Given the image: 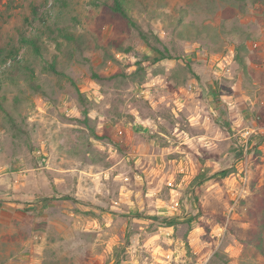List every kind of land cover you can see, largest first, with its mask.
Returning a JSON list of instances; mask_svg holds the SVG:
<instances>
[{
  "label": "rangeland",
  "instance_id": "374dc122",
  "mask_svg": "<svg viewBox=\"0 0 264 264\" xmlns=\"http://www.w3.org/2000/svg\"><path fill=\"white\" fill-rule=\"evenodd\" d=\"M130 8L0 0V264H264V0Z\"/></svg>",
  "mask_w": 264,
  "mask_h": 264
},
{
  "label": "trees",
  "instance_id": "16d2710c",
  "mask_svg": "<svg viewBox=\"0 0 264 264\" xmlns=\"http://www.w3.org/2000/svg\"><path fill=\"white\" fill-rule=\"evenodd\" d=\"M106 1L114 12L119 13L132 25L137 26L136 19L134 18L135 16L131 13V0ZM140 31L147 44L150 45V41L147 35L142 30ZM60 35L70 41H76L78 39L70 26L62 27ZM24 41L34 45L37 50L36 41L33 38H25ZM152 47L156 52L161 54V56L156 60H161L168 57L156 46ZM22 67H24L28 71L25 76L27 77L30 87L37 92L43 90L42 86L38 83V77L34 73V68L29 66L28 64H25L24 61H22V58L20 57L19 51L17 49H12L11 51L7 52L5 49L0 48V112L6 111V104L8 103L20 108V103L22 102L21 96H13V98H8V96L6 94H2V92L8 87H11V85H19L15 74L21 72ZM51 69L55 72L58 71L54 63L51 65ZM8 115L12 117V114L10 112L8 113ZM225 172H229V170H225ZM64 199L68 200L71 199V197L64 196Z\"/></svg>",
  "mask_w": 264,
  "mask_h": 264
},
{
  "label": "built area",
  "instance_id": "2783aa9c",
  "mask_svg": "<svg viewBox=\"0 0 264 264\" xmlns=\"http://www.w3.org/2000/svg\"><path fill=\"white\" fill-rule=\"evenodd\" d=\"M119 132L122 134L123 133V130H119Z\"/></svg>",
  "mask_w": 264,
  "mask_h": 264
}]
</instances>
